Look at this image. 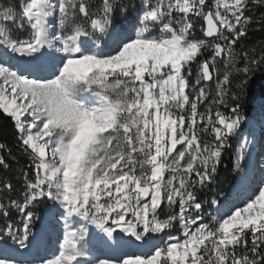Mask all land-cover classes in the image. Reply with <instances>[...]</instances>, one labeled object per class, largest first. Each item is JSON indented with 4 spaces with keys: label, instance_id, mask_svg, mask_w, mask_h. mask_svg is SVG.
Here are the masks:
<instances>
[{
    "label": "snow or ice",
    "instance_id": "1",
    "mask_svg": "<svg viewBox=\"0 0 264 264\" xmlns=\"http://www.w3.org/2000/svg\"><path fill=\"white\" fill-rule=\"evenodd\" d=\"M251 31L264 0H0V264H264Z\"/></svg>",
    "mask_w": 264,
    "mask_h": 264
},
{
    "label": "trees",
    "instance_id": "2",
    "mask_svg": "<svg viewBox=\"0 0 264 264\" xmlns=\"http://www.w3.org/2000/svg\"><path fill=\"white\" fill-rule=\"evenodd\" d=\"M264 41V31H251L245 40L247 46H256L257 58L260 55L259 42ZM259 99H264V66L255 74L254 78L250 81L247 99L243 102L245 114L251 117L254 113ZM0 140H6L10 145L13 144V134L11 130L10 121L5 116L0 114ZM237 147V143L233 142V151ZM14 151L15 147L13 146ZM233 153H229L228 157L224 160L221 167L220 183L217 186V191L220 194L221 202L226 199L231 200L235 193V184L240 179V174L233 170Z\"/></svg>",
    "mask_w": 264,
    "mask_h": 264
},
{
    "label": "rangeland",
    "instance_id": "3",
    "mask_svg": "<svg viewBox=\"0 0 264 264\" xmlns=\"http://www.w3.org/2000/svg\"><path fill=\"white\" fill-rule=\"evenodd\" d=\"M247 119L251 121L254 125H256V136H257V140L259 141V137H260L259 128H260V125L264 123V99L263 100L259 99L257 101V105H256V109L254 113L252 114L251 117H248ZM247 130H248L247 126H245V132H247ZM258 150L259 149L257 148V151ZM237 184H235V188Z\"/></svg>",
    "mask_w": 264,
    "mask_h": 264
}]
</instances>
